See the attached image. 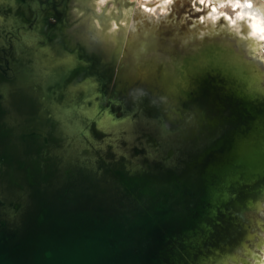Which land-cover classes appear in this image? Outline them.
<instances>
[{"label":"water","instance_id":"water-1","mask_svg":"<svg viewBox=\"0 0 264 264\" xmlns=\"http://www.w3.org/2000/svg\"><path fill=\"white\" fill-rule=\"evenodd\" d=\"M69 1L0 0V86L14 98H0V264H249L246 256L254 255L249 246L264 232V178L261 169L235 168L233 162L251 164L262 153L255 147L264 146L261 68L207 35L193 42L197 51L189 47L193 54L183 65L163 66L158 59L140 72L134 65L113 68L117 49L94 44L95 52L84 53L87 47L75 38L82 28L70 21ZM174 34L175 42L183 39L180 46L192 43L193 33L175 29ZM45 63L75 67L68 74L74 86L67 78L61 85H43L63 115L67 132L60 135L84 144L69 161L93 166L116 196L128 200L112 218L87 219L88 227H82L81 213L52 218L38 203L53 175L39 170L47 145L40 133L45 119L20 110V101L32 99L23 98L17 75L35 67L43 82V75L51 76ZM163 69L166 75L160 74ZM70 94L79 96L75 104L79 101L82 115L60 106ZM11 112L25 117L21 132L2 122ZM128 114L131 121L139 118L134 128H142L136 144L112 142L110 135L130 132L114 124ZM225 120L239 128L217 133ZM175 153L182 158L168 167ZM103 154L110 160L109 175L100 167ZM1 170L6 171L1 175ZM30 200L33 215L18 216ZM208 201L213 218L196 222L194 213ZM216 215L227 219L218 221ZM24 224L27 231L17 233ZM222 226L233 230L232 237L217 243L215 231Z\"/></svg>","mask_w":264,"mask_h":264},{"label":"bare ground","instance_id":"bare-ground-1","mask_svg":"<svg viewBox=\"0 0 264 264\" xmlns=\"http://www.w3.org/2000/svg\"><path fill=\"white\" fill-rule=\"evenodd\" d=\"M99 1L100 0H98V2L94 0L95 3H92L93 1L89 2L91 12L96 19L83 16L86 17V19L82 18L80 20L81 23L79 21L75 25L76 28H82V30L78 32V37L75 38L79 40V42H81L85 46V48L87 47L86 50H84V53L85 51L95 52L94 44H100V48L103 50L117 49V53L114 57V62L112 63V67L114 68L121 64L120 67L123 70L124 67L129 64V55L127 46L125 45V38L129 34L127 32V29L128 23H130V19L128 20V18L126 17V15L128 14L126 13L125 16L123 15V13H120V15L116 16L115 18L108 16L105 12L104 5ZM84 4H86L84 0L69 1V8H67V12L70 15V19H78L83 14L84 9L86 10ZM99 7H101V10L99 9ZM64 32L66 33L67 31ZM37 54H39V50L37 51ZM44 65H46V63ZM136 65L138 66V64ZM41 70L43 72L42 68H40V71ZM49 72L51 73L50 79H48L46 75H43L42 78L45 79L43 82L38 77L41 73H37L35 67H25L21 71H19L17 75V78L21 79L18 84L21 85V87L34 92L35 94V98L32 100L34 112L45 119V122L42 124V129L40 130V133L47 145L43 147L40 155L41 163L39 170L42 175H44L45 172L49 171L50 173L52 172L54 175L57 173L58 170V174L54 175L55 177L52 175L51 180L46 182L44 186L45 189L41 191V196L38 203H40L46 209V212L50 214L52 218H56V216L60 214V216L68 218V216H70L72 213H81L83 214L84 219L86 220L82 222L81 225L82 227H88L92 223L90 221L87 222V219H97L102 222L107 218H112L118 212L124 209L125 206L129 205L128 200H121L119 196H116L117 192L116 189H113V185L108 182L107 179L101 177L99 172H97L93 166L91 167L87 163L77 164L73 161H69V158H72L74 156L76 157V155L79 154L78 152L82 147H84V144L76 137L65 138L60 135L62 133L64 134L67 132L64 121L62 120L63 115H60L56 111V103H53L51 101V94L50 92H47V90H45L43 85H61L63 80L55 78L57 77L58 73H54L53 71H50V69ZM109 73L111 72L109 71ZM111 78H113V76H111ZM67 79L70 81L69 85L74 86L70 80L69 75L67 76ZM33 86H39V90H33ZM10 91L11 90H9L6 85L2 84L0 86V98L3 101L5 99L10 98L12 96L10 95ZM73 96H71L70 94L65 98L64 105L66 107L62 105L60 106L63 110H65V112H72L77 113V115H82L83 111H81L82 108L79 105V101L78 104H75V101L79 98V96H74V98H72ZM227 116L228 114L223 115L224 118ZM23 118L25 117L15 116L11 117V119L4 117L2 122H4V124H10L12 126V130L17 129L18 126L20 129L18 131L21 132V130H23V124L21 122ZM237 118L234 119L236 120ZM130 119H132L131 115L126 118H122L118 122L114 123L118 128L124 130L128 129V131L130 132L128 133V135L119 133H114V135H110L113 137L110 138L112 142H132L136 144L137 136L140 132L136 131V129H133L131 123L136 122L140 126V121L139 118L134 121H131ZM13 120L18 123L16 126L13 124ZM31 122H36V119L32 118ZM228 122L231 121L225 120L223 126H221L222 129H219L217 133H227L230 130H236L239 128L237 123H235L236 121L231 122L233 124ZM33 125L34 124H27L24 127H30ZM50 135L53 136V140H48V137ZM255 147L257 149V152H262L261 155H259L258 157V160H260L261 162L255 158V161L249 164L248 162H239V160L236 159V161L233 162L235 163L234 167L240 168L245 166L254 167L256 170L261 169L260 176L264 178V146L263 148L262 146ZM130 152H133L132 147ZM126 154L128 153L124 152L120 155V158L124 163L127 162V159L129 157V154ZM99 156V160L101 161V165L99 164L100 167L106 174L109 175V170L111 169L110 160L107 159L106 154ZM172 158H174V160L173 162H169L167 164L168 167H174L175 164H177L181 160L182 156L180 157L179 155H177V153H175ZM238 164H243V166H239ZM5 171L3 170V172ZM196 174L197 173H195V175ZM118 194L120 195L119 190ZM225 197L227 196H221V198ZM209 201L212 202V200ZM209 201L205 202L202 206L199 207V212L196 211L194 213V220L196 219V222H198L201 217L205 218L204 220H211L213 218L212 213H208V211L214 207L212 203H209ZM216 202H218V200ZM98 209H100L99 212H97ZM33 210L34 202L33 200H30V202H27L25 208H23L22 211L18 212L17 215L21 217L24 212L29 211L30 214L28 215V217H30L34 213ZM227 212L229 213L228 221L232 222L234 216L231 212ZM25 216H27V214ZM216 216L218 221H224L227 219V217L222 215ZM20 228V230L18 228H15L17 233H21V231L26 232L28 227L26 224H24ZM220 229L221 231H215L216 237H214V239L216 240V242L218 241L217 243L222 241H228V239L232 237L233 230L230 229L228 233L225 226H222ZM219 233L221 234V238L218 240L217 234ZM44 245L46 246V244Z\"/></svg>","mask_w":264,"mask_h":264},{"label":"rangeland","instance_id":"rangeland-1","mask_svg":"<svg viewBox=\"0 0 264 264\" xmlns=\"http://www.w3.org/2000/svg\"><path fill=\"white\" fill-rule=\"evenodd\" d=\"M84 1L86 10L84 9L83 14L78 19H70L74 25H76L75 21L79 22L82 18H95L89 7V2L95 3L94 0ZM99 2L104 5L105 12L110 17L115 18L120 13L124 16L128 14L126 17L130 19L127 29L129 34L125 38L129 55L128 65L138 64L135 66L137 72L151 68L150 66L153 65L151 62H156L158 59L163 60L161 62L163 66L183 65L186 58L197 51L194 48L198 43L193 42L197 39L203 41L204 35H207L219 37L225 50L231 48L252 59L254 64L261 68L264 77V0H100ZM99 9L101 10V7ZM169 26L172 30L167 29ZM175 29L184 36L185 32L193 33V36L189 35L192 43L180 46L179 42L183 43L182 38H179V42H175ZM191 46L193 53L189 51ZM46 65L50 71L58 73L55 78L62 80L75 68L72 64ZM162 71L160 74L166 75L167 71L165 69ZM21 90L24 99L35 98L34 92L23 87ZM6 100L11 101L14 98L11 96L4 101ZM19 103L20 110L24 113L34 111L32 101L28 103L25 100ZM15 116L18 115L11 112L7 118L11 119ZM128 116L129 114L126 117ZM131 124L133 129L141 132L142 129L134 128L135 125L139 127L136 122ZM1 172L2 175L3 170ZM249 248L254 253L251 257L246 256L249 264H264V232L260 234L259 239L252 241Z\"/></svg>","mask_w":264,"mask_h":264}]
</instances>
